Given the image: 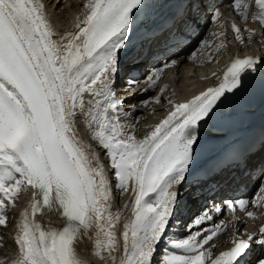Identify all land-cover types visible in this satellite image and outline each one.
Here are the masks:
<instances>
[{
    "label": "snow or ice",
    "instance_id": "1",
    "mask_svg": "<svg viewBox=\"0 0 264 264\" xmlns=\"http://www.w3.org/2000/svg\"><path fill=\"white\" fill-rule=\"evenodd\" d=\"M230 6L244 25L258 22L264 37V0ZM81 7L73 30L60 33L43 0H0V226L14 227L11 264H92L84 241L100 264H264V225L247 231L259 219L250 205L264 216V136L219 150L264 61L236 58L218 86L186 102L167 100V115L141 135V110L164 105L167 88L157 82L181 58L176 51L154 67V50L182 45L203 16L215 21L222 13L213 0H86ZM231 27L243 44L241 28ZM243 31L249 42L257 34ZM140 83L146 87L137 92ZM240 175L257 178L259 196L213 202L181 226L187 199ZM114 191L127 196L125 211L113 210ZM21 195L30 202L10 225ZM237 208L245 228L233 225L220 246L215 238L227 226L208 222ZM54 218L62 228L51 226Z\"/></svg>",
    "mask_w": 264,
    "mask_h": 264
},
{
    "label": "bare ground",
    "instance_id": "2",
    "mask_svg": "<svg viewBox=\"0 0 264 264\" xmlns=\"http://www.w3.org/2000/svg\"><path fill=\"white\" fill-rule=\"evenodd\" d=\"M217 1V0H216ZM43 2L46 5V9L48 13L50 14L51 21L53 25L55 26L56 30L60 33L68 32L73 30V26L75 21L77 20L78 17L81 16L82 13V3L86 2V0H43ZM260 46H264L262 39H256L254 40V46L253 49L257 50L259 49ZM201 47L199 48L198 51H204L205 48ZM204 49V50H202ZM221 49L218 47L217 51H220ZM243 55V54H242ZM262 55V54H260ZM233 56V55H232ZM246 56H253V57H258L256 54H247ZM220 57L219 55L213 53L211 54V58L206 56L204 59H212L214 62L217 63H223L224 58L228 57V55L224 52L222 59L220 61H217ZM181 58H183L181 56ZM261 59V57H259ZM206 61V60H204ZM225 64V63H224ZM223 64V65H224ZM222 65V66H223ZM210 67V72L213 73L217 71V65L216 66H211ZM219 66V65H218ZM221 66V67H222ZM186 65H183L180 69L176 70V73L172 75L171 81L175 85L173 90H169L163 93V96L161 97L162 101L164 102V105H152L148 110H146V113L142 115L141 118V123H140V128L139 132L140 134H144L146 132H149L151 130L150 126H154L155 124L159 123L166 115L168 112V107L166 106V102L169 99H172L174 101H187L188 99H191L194 95H198L200 92L205 91L208 87H214L219 85L218 77L216 78H209L206 77L203 79V81H199L196 78V71H190L185 68ZM221 71V70H220ZM208 72V73H210ZM208 76V75H207ZM173 85V86H174ZM170 86V85H168ZM198 93V94H197ZM159 95V93H158ZM260 107L257 105L254 108H246L243 106V111L242 115L238 118L239 120H242L243 123L240 125L238 129L235 131H230L227 134L232 135L235 132L239 131L240 129L244 128L246 125L250 124L253 122V120L256 118L257 113L259 111ZM153 111V113H152ZM80 133L81 136L84 140L88 141L89 140V133L86 130V125L81 123L80 124ZM225 135V134H224ZM93 143V147L96 149L98 152L101 162L105 161V151L101 148H97L95 146V142ZM30 202V198L27 195H21L20 199L18 200V207L9 213L10 220L9 223L10 225H14L15 223L18 222L19 219V214L24 210L25 207L28 206ZM128 202L127 196H124L121 198L119 195L118 191H114V204H113V210H120V211H125L124 210V204ZM38 219L43 220L44 218L38 217ZM264 225V218L261 220L260 224H258L256 227H254V231L259 230V227ZM51 226L55 228H62L63 223L59 219H53L51 221ZM0 237L6 236V239L4 238L3 243H4V251L3 248L0 250V260L4 261V264H11V260L15 258V248H14V236H15V231L14 227H8L7 232L8 234L3 233L4 227L0 226ZM243 229L245 228L244 225H242ZM122 230V227H121ZM5 231V230H4ZM5 232V233H7ZM230 236H225L222 241L224 244L229 239ZM80 248H86L87 249V256L86 258L92 262V264H100L97 258L94 257V254L92 253V243L89 241H84L83 244L80 245Z\"/></svg>",
    "mask_w": 264,
    "mask_h": 264
},
{
    "label": "rangeland",
    "instance_id": "3",
    "mask_svg": "<svg viewBox=\"0 0 264 264\" xmlns=\"http://www.w3.org/2000/svg\"><path fill=\"white\" fill-rule=\"evenodd\" d=\"M0 228H1V227H0ZM4 230H5V231H4ZM2 231H3V233H4V234H8V232H7L8 230H7V228H4ZM5 232H7V233H5ZM3 238H5V239H6V236H4V235H3ZM3 249H4V248H3ZM4 251L6 252V250H5V249H4Z\"/></svg>",
    "mask_w": 264,
    "mask_h": 264
}]
</instances>
